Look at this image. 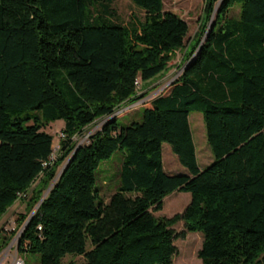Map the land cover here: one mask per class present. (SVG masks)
Returning <instances> with one entry per match:
<instances>
[{"label": "trees", "instance_id": "16d2710c", "mask_svg": "<svg viewBox=\"0 0 264 264\" xmlns=\"http://www.w3.org/2000/svg\"><path fill=\"white\" fill-rule=\"evenodd\" d=\"M112 1L0 0V219L30 192L18 251L40 264L66 254L85 264H173L184 233L172 226L183 221L203 234L201 264H264V0H204L187 44V22L163 0H130L144 16L129 23L113 19ZM234 6L238 17L228 16ZM181 50L179 75L140 121L119 126L113 116L76 144L89 124L146 96L135 82L163 75ZM192 112L214 156L203 169ZM56 120L64 137L51 159L44 128ZM163 143L188 174L164 171ZM119 149L116 190L98 201V167ZM174 191L190 193L183 212L155 216Z\"/></svg>", "mask_w": 264, "mask_h": 264}, {"label": "rangeland", "instance_id": "374dc122", "mask_svg": "<svg viewBox=\"0 0 264 264\" xmlns=\"http://www.w3.org/2000/svg\"><path fill=\"white\" fill-rule=\"evenodd\" d=\"M113 9V19L121 23H129L133 20L131 16L137 19H143L144 11L136 7L130 0H113L111 3ZM204 0H163V9L170 10L181 16L188 24V33L185 37V43L190 42L194 34L199 28L200 18L203 13ZM239 8L234 6L228 12L230 17H238ZM210 23H208L209 25ZM183 50L178 51L170 62V68L163 75L156 77L147 83L144 91H138L139 94L147 93L146 96L140 98L135 103L125 105L115 111L114 114L105 116L95 120L89 124L83 131L72 139L76 144H82L88 141V136L95 130L99 129L102 123L112 118L117 117L119 126H125L133 121H140L143 111V106L149 105V100L157 96L160 93H165L168 90L170 83L179 75L180 69L178 64L183 58ZM141 83L138 82V85ZM138 90H140L138 88ZM189 123L192 131L193 141L196 150L197 164L200 169L205 168L214 156L211 152V148L207 142L205 125L203 122L202 114L199 112H192L189 115ZM63 128V121L56 120L51 122L44 130L53 136V154L52 158H55L60 144V135ZM125 153L124 149L117 150L109 159L100 163L96 173V188L99 191V200L107 202L113 192L116 190L118 184L119 169L121 166L122 156ZM162 163L163 169L166 173L174 174H188V170L183 167L177 156L172 152L168 143L162 144ZM63 163L58 166L56 175L62 168ZM35 185V183H34ZM47 189V188H46ZM45 192V191H44ZM30 192H27L26 197H29ZM19 198L13 206H11L7 212L0 219V227L5 222L9 223V219L16 220L17 228L20 224V216L26 213L25 202ZM190 201V193L182 191H174L168 194L163 199L162 209L153 212L155 216L172 217L176 213H182L185 207ZM33 211V210H32ZM30 212L28 216L31 214ZM27 218L25 219V221ZM20 227V226H19ZM16 228V230H17ZM174 231L178 234L184 233V236L178 237L173 241L176 247V254L172 258L173 264H201V259L197 256V252L201 247L203 234L199 231H187L183 221H179L172 226ZM9 235V240L15 236ZM86 247L89 248L90 244L87 243ZM14 255V249L8 253L7 258L3 264H8ZM18 255L22 257L25 264H40L39 255L33 252L19 251ZM62 264H85L84 257L82 255L66 254L62 259Z\"/></svg>", "mask_w": 264, "mask_h": 264}, {"label": "built area", "instance_id": "2783aa9c", "mask_svg": "<svg viewBox=\"0 0 264 264\" xmlns=\"http://www.w3.org/2000/svg\"><path fill=\"white\" fill-rule=\"evenodd\" d=\"M135 83L138 87L139 86L138 81H136ZM60 137L61 138L64 137L63 132H61ZM51 159H54V158L51 157ZM24 197H26V194L24 193L19 195V198H24ZM8 221L9 223L5 222V224H2L0 227V264L4 263L5 259L8 256V253L11 252L12 249H14V255L12 256V259L10 260L8 264H25L22 257L18 255L19 236L25 226V223H23L21 226L19 225L20 227L18 226L17 228L16 220L9 219ZM14 232L16 233L15 236L8 243V240L10 239L9 238L10 233L14 234ZM4 242L5 243L7 242V244L4 245ZM2 243L3 245H1ZM23 247L24 248L28 247L27 242H24Z\"/></svg>", "mask_w": 264, "mask_h": 264}, {"label": "water", "instance_id": "95a60500", "mask_svg": "<svg viewBox=\"0 0 264 264\" xmlns=\"http://www.w3.org/2000/svg\"><path fill=\"white\" fill-rule=\"evenodd\" d=\"M67 161L64 163V165L62 166V168L60 169V171L58 172V174L55 176V178L53 179V181L49 184V186L47 187V189L45 190V192L41 196V199H40L39 203L45 198V196L47 195V193L49 192V190L51 189V187L53 186V184L55 183V181L59 178V176L63 172L65 166L67 165Z\"/></svg>", "mask_w": 264, "mask_h": 264}, {"label": "crops", "instance_id": "0c3cea01", "mask_svg": "<svg viewBox=\"0 0 264 264\" xmlns=\"http://www.w3.org/2000/svg\"><path fill=\"white\" fill-rule=\"evenodd\" d=\"M141 84L138 86V88L140 89V90H137V91H144L145 89H146V85H147V83H145V82H140ZM139 93V92H138ZM64 125V124H63ZM13 206V205H12Z\"/></svg>", "mask_w": 264, "mask_h": 264}]
</instances>
